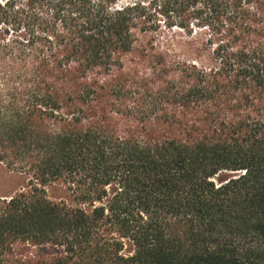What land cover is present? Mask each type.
I'll list each match as a JSON object with an SVG mask.
<instances>
[{
    "label": "trees",
    "instance_id": "1",
    "mask_svg": "<svg viewBox=\"0 0 264 264\" xmlns=\"http://www.w3.org/2000/svg\"><path fill=\"white\" fill-rule=\"evenodd\" d=\"M0 164V264H264V0H0Z\"/></svg>",
    "mask_w": 264,
    "mask_h": 264
},
{
    "label": "rangeland",
    "instance_id": "2",
    "mask_svg": "<svg viewBox=\"0 0 264 264\" xmlns=\"http://www.w3.org/2000/svg\"><path fill=\"white\" fill-rule=\"evenodd\" d=\"M22 180L18 173L8 171L0 164V198H7L14 194L21 187ZM48 195L58 199L65 196V193L58 185H50Z\"/></svg>",
    "mask_w": 264,
    "mask_h": 264
}]
</instances>
